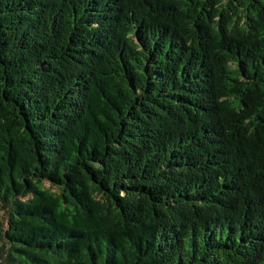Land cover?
I'll use <instances>...</instances> for the list:
<instances>
[{
	"label": "trees",
	"instance_id": "16d2710c",
	"mask_svg": "<svg viewBox=\"0 0 264 264\" xmlns=\"http://www.w3.org/2000/svg\"><path fill=\"white\" fill-rule=\"evenodd\" d=\"M0 264H264V0H0Z\"/></svg>",
	"mask_w": 264,
	"mask_h": 264
}]
</instances>
